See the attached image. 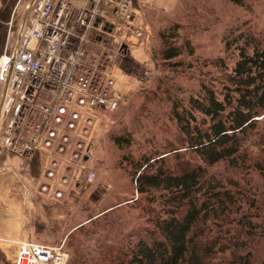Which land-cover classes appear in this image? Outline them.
Here are the masks:
<instances>
[{
  "label": "trees",
  "instance_id": "1",
  "mask_svg": "<svg viewBox=\"0 0 264 264\" xmlns=\"http://www.w3.org/2000/svg\"><path fill=\"white\" fill-rule=\"evenodd\" d=\"M228 1L247 6L245 0ZM179 25L170 21L156 33L160 60L173 70L182 63L175 60L182 54ZM222 41L236 54L231 68L224 67L221 89L203 83L186 98L169 101L177 146L184 145L189 157L166 143L163 153L174 154L169 164L155 146L134 154L130 132L110 135L124 150L116 164L138 198L122 212L117 205L125 200L117 202L120 195L110 192L114 202L67 235L69 264H264V143L254 155L244 147L257 133L256 117L264 115V38L236 27ZM220 168L242 179L223 176ZM253 172L258 185L248 177ZM133 207L141 224L135 220L120 237L97 234L88 244L99 230L134 219Z\"/></svg>",
  "mask_w": 264,
  "mask_h": 264
},
{
  "label": "built area",
  "instance_id": "2",
  "mask_svg": "<svg viewBox=\"0 0 264 264\" xmlns=\"http://www.w3.org/2000/svg\"><path fill=\"white\" fill-rule=\"evenodd\" d=\"M105 1L32 0L15 42L8 30L0 51V150L37 158L38 190L57 201L74 184L95 181L90 149L121 101L114 65L127 52L125 33L140 35L127 0L108 14ZM11 189L28 197L17 176ZM67 257L63 242H20L12 264H66Z\"/></svg>",
  "mask_w": 264,
  "mask_h": 264
},
{
  "label": "rangeland",
  "instance_id": "3",
  "mask_svg": "<svg viewBox=\"0 0 264 264\" xmlns=\"http://www.w3.org/2000/svg\"><path fill=\"white\" fill-rule=\"evenodd\" d=\"M244 2L246 7L235 6L228 0H176L170 11L148 15L149 29H143L140 36L135 35L147 43L145 60L143 63L134 61L123 63L126 76L122 79L124 91L122 95L119 94L120 105L116 111L104 116L95 143L90 149L96 179L89 186L100 187L98 190L95 189L93 194L96 199L102 195L104 189L106 195L99 203L91 205L87 200L88 189L84 193L85 198H80L77 205H70L69 210L73 215L66 225L71 224V226L65 227L63 237L45 238L46 241L44 239L43 243L39 244L55 246L63 242V251L68 255L66 264H69L70 249L66 243L72 226L84 223L89 216L96 215L111 205L110 192L120 195L119 199L116 198L117 202L125 200L117 205L122 212L133 204L128 202L138 198L124 168L116 164L124 150H118L114 146L109 139L111 134L130 132L134 141L130 150L134 154L154 146L163 153V145L168 143L176 150L179 148L177 153L189 157L184 145L177 146L180 136L168 115L169 101L175 96L186 98L190 92L198 91L203 83L221 89V78L226 69L224 67L227 64V69L231 68L236 54L234 49L225 50L222 41L223 35L230 29L236 27L241 30L251 29L260 39L264 38V0ZM170 21H177L180 24L176 44L181 46L182 54L175 60H180L182 63L174 70L160 60L158 55L160 44L156 35L157 30ZM256 119L257 133L252 135L244 146L249 147L252 155L258 154L260 145L264 143L260 136L264 134V115ZM3 152L0 150V154H4ZM170 153H163L162 156H165L169 164H173L174 154ZM221 164L218 166H224L223 163ZM220 171L223 176L229 174L239 180L242 179V175L232 169L223 171L220 168ZM249 175L255 185L260 183L259 177L254 172ZM138 213L139 209L133 207L130 217L134 215V219L129 218L130 221L124 219V225L119 223L105 230H99L95 235L87 237L88 244L94 243L97 234L107 238L114 235L120 237V233L133 229L137 224H141L136 217ZM0 260L2 264H12L8 260L2 258Z\"/></svg>",
  "mask_w": 264,
  "mask_h": 264
},
{
  "label": "crops",
  "instance_id": "4",
  "mask_svg": "<svg viewBox=\"0 0 264 264\" xmlns=\"http://www.w3.org/2000/svg\"><path fill=\"white\" fill-rule=\"evenodd\" d=\"M52 1L57 2V0ZM118 1H105L107 14L114 11ZM127 1L130 4V10L133 12V26L140 29V35L143 29L150 27L149 14L168 12L176 3V0ZM67 2L71 6L77 7L87 4V0H67ZM31 3L32 0H0V51L8 30L11 31L12 43L15 42L17 31L28 15L27 8ZM123 43L127 52L114 65L116 89L120 95L124 91L122 79L126 76L123 70L124 62L143 63L145 51H147L146 41L138 39L131 32L125 33ZM3 153L0 154V168L3 167L8 170L0 171V258L5 261L8 260L9 263H12L20 242L43 243L45 238L63 237L65 227L71 226V224L66 225V222L70 221L73 215L69 210L70 205H77L80 198H85L84 193L88 189L87 200L89 203L91 202V205L99 203L106 195L104 189L102 195L96 199L93 194L100 188L99 186L84 187L81 184H74L71 187L73 189L69 188L65 191L63 199L54 200L51 191L43 193L38 190V183L40 182L38 177L41 173L38 169L37 158L21 157L7 151ZM16 176L28 185L27 198L11 189V186L16 182ZM75 226H72L69 232ZM0 264H2L1 260Z\"/></svg>",
  "mask_w": 264,
  "mask_h": 264
},
{
  "label": "water",
  "instance_id": "5",
  "mask_svg": "<svg viewBox=\"0 0 264 264\" xmlns=\"http://www.w3.org/2000/svg\"><path fill=\"white\" fill-rule=\"evenodd\" d=\"M107 25H109V27H111V24H107ZM108 30H110V29L108 28Z\"/></svg>",
  "mask_w": 264,
  "mask_h": 264
}]
</instances>
